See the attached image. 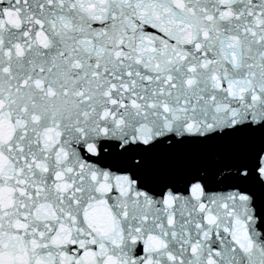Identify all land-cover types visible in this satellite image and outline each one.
<instances>
[{"label":"snow or ice","instance_id":"6c2138e0","mask_svg":"<svg viewBox=\"0 0 264 264\" xmlns=\"http://www.w3.org/2000/svg\"><path fill=\"white\" fill-rule=\"evenodd\" d=\"M0 264H264V0H0Z\"/></svg>","mask_w":264,"mask_h":264}]
</instances>
